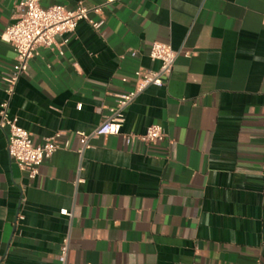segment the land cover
Listing matches in <instances>:
<instances>
[{
  "label": "crops",
  "instance_id": "1",
  "mask_svg": "<svg viewBox=\"0 0 264 264\" xmlns=\"http://www.w3.org/2000/svg\"><path fill=\"white\" fill-rule=\"evenodd\" d=\"M21 1L0 0V30ZM90 16L100 28L81 20L58 48L40 47L10 99L33 143L67 147L30 178L0 128V264H60L64 237L65 264H264V0H115ZM154 41L179 53L164 85L125 108L121 133L157 123L165 138L99 136L79 153L78 132L134 87L136 69L157 68ZM14 58L0 42V101Z\"/></svg>",
  "mask_w": 264,
  "mask_h": 264
},
{
  "label": "built area",
  "instance_id": "2",
  "mask_svg": "<svg viewBox=\"0 0 264 264\" xmlns=\"http://www.w3.org/2000/svg\"><path fill=\"white\" fill-rule=\"evenodd\" d=\"M115 0H102L100 4L87 7L78 3L68 9L61 4L42 6L40 0H22L24 10L19 12L16 20L0 30V42L10 45L15 53L14 63L5 74V97L0 101V128L6 130V150L9 157L17 164L20 170L25 171L30 178L38 174V166L44 159H48L60 147H67V143L60 144L55 136L46 137L41 143L32 141V134L18 123V118L9 114V102L15 93L19 78L26 72L29 62L39 54L40 47L58 48L56 36L72 33L79 21H86L94 30H98L103 19H93L90 15L103 13V8ZM67 38L63 39L66 42ZM179 51L170 44L154 41L150 45L148 56L157 61L156 69H136L134 71V87L115 97V103L109 107V113L90 132L79 131V153L91 147L90 140L99 136L122 134L123 142L127 146L135 143L154 144L165 138V130L161 124L153 123L142 133H121L124 121V110L128 104L148 86L161 87L169 78L174 61ZM134 52H132V55ZM189 55V52H184ZM79 107V105H78ZM173 141L169 140V145ZM60 214L70 216L67 209H60ZM19 218H22L20 215ZM68 237H64L60 247L58 260L65 264L68 253Z\"/></svg>",
  "mask_w": 264,
  "mask_h": 264
}]
</instances>
